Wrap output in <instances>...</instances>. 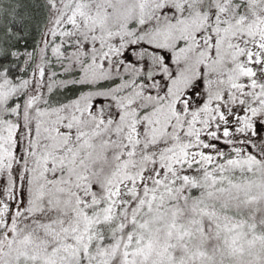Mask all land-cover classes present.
<instances>
[{
	"label": "snow or ice",
	"instance_id": "1",
	"mask_svg": "<svg viewBox=\"0 0 264 264\" xmlns=\"http://www.w3.org/2000/svg\"><path fill=\"white\" fill-rule=\"evenodd\" d=\"M0 264H264V0H0Z\"/></svg>",
	"mask_w": 264,
	"mask_h": 264
}]
</instances>
